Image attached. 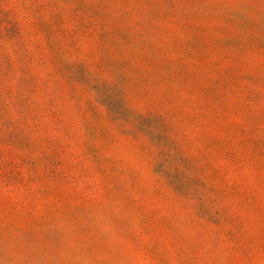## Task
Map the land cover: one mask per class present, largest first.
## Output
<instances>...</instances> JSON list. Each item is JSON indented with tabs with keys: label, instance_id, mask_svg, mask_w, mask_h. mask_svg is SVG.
Here are the masks:
<instances>
[{
	"label": "rangeland",
	"instance_id": "1",
	"mask_svg": "<svg viewBox=\"0 0 264 264\" xmlns=\"http://www.w3.org/2000/svg\"><path fill=\"white\" fill-rule=\"evenodd\" d=\"M0 264H264V0H0Z\"/></svg>",
	"mask_w": 264,
	"mask_h": 264
}]
</instances>
